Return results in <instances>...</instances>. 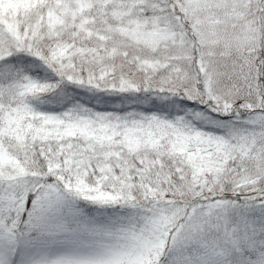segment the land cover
<instances>
[{
	"label": "snow or ice",
	"instance_id": "snow-or-ice-1",
	"mask_svg": "<svg viewBox=\"0 0 264 264\" xmlns=\"http://www.w3.org/2000/svg\"><path fill=\"white\" fill-rule=\"evenodd\" d=\"M0 264H264V0H0Z\"/></svg>",
	"mask_w": 264,
	"mask_h": 264
}]
</instances>
